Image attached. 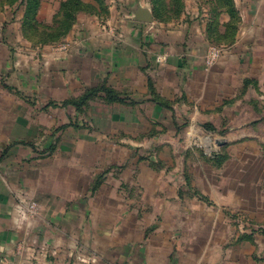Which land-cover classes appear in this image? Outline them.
Here are the masks:
<instances>
[{
    "label": "rangeland",
    "instance_id": "obj_1",
    "mask_svg": "<svg viewBox=\"0 0 264 264\" xmlns=\"http://www.w3.org/2000/svg\"><path fill=\"white\" fill-rule=\"evenodd\" d=\"M29 1L0 0V13L6 22L14 13L33 44L71 47L94 42L104 50L117 27L135 19L139 7L153 12L159 42L169 37L166 29L182 40L206 26L209 47L219 50L208 66L224 60L225 66L216 71L226 72V81L222 98L216 97L218 89L211 90L213 112L208 116L199 97L181 98L178 93L164 98L169 104L192 101L190 111L198 122L184 124L181 135L166 116L159 144L123 146L118 137L122 130L97 131L96 150L84 147L82 153L94 152L100 163L111 141L117 150L115 162L100 163V173L110 170L108 178L103 174L93 181L96 186L100 180L96 191L102 190L92 194L86 187L84 195L64 196L63 204L52 205L40 222L45 231L30 235L32 255L0 258V264H124L128 254L121 241L154 233L193 236L194 249L207 255L223 245L237 249L244 254V264H251L253 251V260L264 264V0H33L28 9ZM63 132L70 139L79 135L74 128ZM52 133L57 138L58 130ZM82 133L91 138V131ZM103 139L110 142L104 144ZM68 148L74 153L75 146ZM92 159L87 155L84 163ZM27 202L37 216L42 205ZM109 235L116 237V249H109ZM140 261L136 257L131 263Z\"/></svg>",
    "mask_w": 264,
    "mask_h": 264
},
{
    "label": "crops",
    "instance_id": "obj_2",
    "mask_svg": "<svg viewBox=\"0 0 264 264\" xmlns=\"http://www.w3.org/2000/svg\"><path fill=\"white\" fill-rule=\"evenodd\" d=\"M13 17L14 13L6 22L0 13V258L6 259L32 255L35 248L30 238L37 235V229L45 231L40 222L52 205H62L67 194L84 195L86 187L93 191L94 179L103 174L108 178L110 170L100 173V163L116 161L115 141L109 143L108 154L100 163H96L94 158L98 162L100 157L94 152L82 153L84 147L96 150L97 131L111 130L115 134L122 130L118 137H122L123 146L159 144L166 116L181 135L185 125L198 122L190 111L192 101L169 104L163 102L164 98L173 99L178 93L181 98L199 97L203 114L208 116L213 112L211 90L218 89L216 97L222 98L220 90L226 81V72L216 71L225 66L224 60L208 66L211 38L206 26L188 32L187 37L184 34L182 40L176 39L174 30L170 35L166 29L165 36L169 37L159 42L156 36L160 27L130 19L117 27L115 38L100 50L94 42L71 47L33 44ZM163 53L167 58L159 60ZM101 85L119 92L123 100L106 99L101 91L93 94ZM195 90L198 94H193ZM89 92L92 94L80 106L69 102ZM53 128L58 130L57 138ZM68 128L79 135L64 137L63 131ZM84 130L91 131V138L83 136ZM69 145L75 146L74 153ZM87 155L93 158L90 164L84 163ZM39 162H43L42 167L36 166ZM66 167L70 169L62 170ZM27 199L42 205L37 216ZM79 203L82 205V200ZM133 236L121 241L128 254L124 264H132L136 257H140V264H244L243 252L225 245L215 248L212 255L198 252L190 235ZM107 244L109 249H116V237L109 235ZM252 255L253 251L251 264H260Z\"/></svg>",
    "mask_w": 264,
    "mask_h": 264
},
{
    "label": "trees",
    "instance_id": "obj_3",
    "mask_svg": "<svg viewBox=\"0 0 264 264\" xmlns=\"http://www.w3.org/2000/svg\"><path fill=\"white\" fill-rule=\"evenodd\" d=\"M32 2H33V0H30L27 3L28 9L30 7H32V5H33ZM100 91L104 92L106 94V99H109V100H112V101H119L121 99L123 100V96H121L119 92L115 91L113 88L108 87L106 85H101L98 88H95L93 90V94H95L96 92H100ZM91 94L92 93L89 92V93L85 94L84 96H82L81 98L73 99V100H70L69 102H72V103H74L77 106H80L81 104H83L87 100L88 96L91 95ZM100 182H101L100 180L99 181L97 180V184H96V186H94L93 191L96 190V188L98 187Z\"/></svg>",
    "mask_w": 264,
    "mask_h": 264
},
{
    "label": "water",
    "instance_id": "obj_4",
    "mask_svg": "<svg viewBox=\"0 0 264 264\" xmlns=\"http://www.w3.org/2000/svg\"><path fill=\"white\" fill-rule=\"evenodd\" d=\"M134 18L143 22H152L154 20L153 12L147 8L139 7L135 10Z\"/></svg>",
    "mask_w": 264,
    "mask_h": 264
},
{
    "label": "built area",
    "instance_id": "obj_5",
    "mask_svg": "<svg viewBox=\"0 0 264 264\" xmlns=\"http://www.w3.org/2000/svg\"><path fill=\"white\" fill-rule=\"evenodd\" d=\"M216 50H218L216 47H213V48L211 47V50L209 51L208 58H207L208 63L211 64L213 62V59H215V57L217 55ZM166 58H167V56L165 53L158 56L159 60H164Z\"/></svg>",
    "mask_w": 264,
    "mask_h": 264
}]
</instances>
